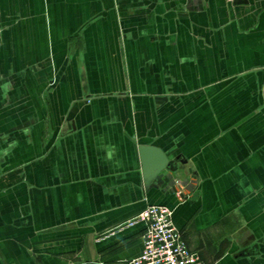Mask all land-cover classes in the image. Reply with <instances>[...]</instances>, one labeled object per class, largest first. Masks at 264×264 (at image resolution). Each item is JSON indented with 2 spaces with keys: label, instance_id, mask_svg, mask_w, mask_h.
<instances>
[{
  "label": "crops",
  "instance_id": "1",
  "mask_svg": "<svg viewBox=\"0 0 264 264\" xmlns=\"http://www.w3.org/2000/svg\"><path fill=\"white\" fill-rule=\"evenodd\" d=\"M149 204L206 264H264V0H0V264H121Z\"/></svg>",
  "mask_w": 264,
  "mask_h": 264
},
{
  "label": "built area",
  "instance_id": "2",
  "mask_svg": "<svg viewBox=\"0 0 264 264\" xmlns=\"http://www.w3.org/2000/svg\"><path fill=\"white\" fill-rule=\"evenodd\" d=\"M172 189L179 200H187L188 183L173 179ZM146 225L141 253L121 264H206L187 244L183 231L173 221V211L165 204H149L136 215Z\"/></svg>",
  "mask_w": 264,
  "mask_h": 264
},
{
  "label": "water",
  "instance_id": "3",
  "mask_svg": "<svg viewBox=\"0 0 264 264\" xmlns=\"http://www.w3.org/2000/svg\"><path fill=\"white\" fill-rule=\"evenodd\" d=\"M166 97H157V100H165ZM142 163L144 185L147 190L159 189L165 183V174L173 170L172 162L166 152L155 145L139 146Z\"/></svg>",
  "mask_w": 264,
  "mask_h": 264
},
{
  "label": "rangeland",
  "instance_id": "4",
  "mask_svg": "<svg viewBox=\"0 0 264 264\" xmlns=\"http://www.w3.org/2000/svg\"><path fill=\"white\" fill-rule=\"evenodd\" d=\"M168 175H169V181H168V186H171V184L172 183H174V181L172 180L173 178L170 176V174L168 173ZM175 178H179V179H181L183 182H185V183H191V182H195V180H191V178L190 177H187V178H181V177H177V176H175Z\"/></svg>",
  "mask_w": 264,
  "mask_h": 264
}]
</instances>
